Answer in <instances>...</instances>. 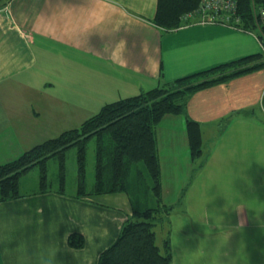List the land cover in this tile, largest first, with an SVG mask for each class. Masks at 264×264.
<instances>
[{"label": "crops", "instance_id": "0c3cea01", "mask_svg": "<svg viewBox=\"0 0 264 264\" xmlns=\"http://www.w3.org/2000/svg\"><path fill=\"white\" fill-rule=\"evenodd\" d=\"M156 3L0 0V164L56 137L43 132L76 128L60 129L64 119L251 54L242 31L198 15L157 26ZM187 116L201 127L196 171L184 117L155 129L161 199L184 216L165 232L171 264H264V68L196 91ZM22 193L0 201V264H98L132 214L124 192Z\"/></svg>", "mask_w": 264, "mask_h": 264}, {"label": "trees", "instance_id": "16d2710c", "mask_svg": "<svg viewBox=\"0 0 264 264\" xmlns=\"http://www.w3.org/2000/svg\"><path fill=\"white\" fill-rule=\"evenodd\" d=\"M235 1L234 16L242 32L253 34L261 41L260 52L192 71L133 96L103 104L78 127L63 131L0 164V201L23 195L20 178L34 166L38 167L39 189L50 188L48 160L51 158L59 161L56 178L64 184L65 153L74 146L76 195L124 192L132 207V214L123 222L116 239L100 253L98 264H171L170 238H164L160 248L154 230L156 224L169 218L174 208L161 199L155 129L165 114L182 115L189 136L190 155L197 161L202 156L201 127L198 121L187 116L189 98L198 90L264 68V24L257 14L258 9L264 7V0ZM201 12V0H157L153 21L171 30L184 25L191 17L201 18ZM92 137L95 143L94 181L87 189L85 142ZM69 243L79 247L83 238L70 234Z\"/></svg>", "mask_w": 264, "mask_h": 264}, {"label": "rangeland", "instance_id": "374dc122", "mask_svg": "<svg viewBox=\"0 0 264 264\" xmlns=\"http://www.w3.org/2000/svg\"><path fill=\"white\" fill-rule=\"evenodd\" d=\"M6 0L5 6L8 4ZM7 7V6H6ZM240 41H242L246 46L250 47V53H256L261 51V41H257V37L250 33H238ZM67 101V100H66ZM96 109V108H94ZM88 117L86 114L80 115L76 118L64 119L62 121L60 129L65 127H78V121L80 118ZM61 130H57L55 132H43L45 134L54 133V136H57L61 133ZM86 146V162H85V181L86 188L89 189L94 181V138H90L85 142ZM200 160L195 161V168L200 165ZM64 184H60L57 180V174L59 173V161L55 158H51L48 160V179L50 180L51 187L54 189H62L65 192L71 193L77 191V162H76V147L72 146L66 150L65 153V161H64ZM195 168L193 170H195ZM39 188V175H38V167L34 166L30 168L27 172H25L20 178V190L22 192L28 191L31 189ZM124 194V193H122ZM103 195H99L98 199L103 198ZM184 216L180 211L173 210L169 215V218L165 220L163 223H158L155 225L154 230L156 232V244L161 248L162 240L166 237L165 233L167 230H173L174 225L179 223ZM180 229V228H179ZM173 233L175 232L172 231ZM165 233V234H164ZM176 233V232H175ZM181 234V233H176ZM166 235V236H165Z\"/></svg>", "mask_w": 264, "mask_h": 264}, {"label": "built area", "instance_id": "2783aa9c", "mask_svg": "<svg viewBox=\"0 0 264 264\" xmlns=\"http://www.w3.org/2000/svg\"><path fill=\"white\" fill-rule=\"evenodd\" d=\"M11 0H7L10 2ZM6 8V6H5ZM201 24H220L233 29L243 30L238 24V18L235 17L236 1L235 0H201ZM259 20L264 24V7L257 11Z\"/></svg>", "mask_w": 264, "mask_h": 264}]
</instances>
